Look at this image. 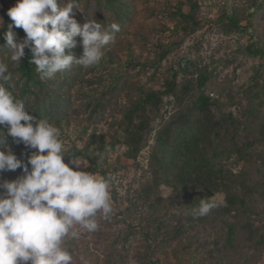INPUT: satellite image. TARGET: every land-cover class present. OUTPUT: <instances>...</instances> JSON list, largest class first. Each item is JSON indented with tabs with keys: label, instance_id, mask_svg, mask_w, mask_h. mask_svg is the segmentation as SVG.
<instances>
[{
	"label": "rangeland",
	"instance_id": "obj_1",
	"mask_svg": "<svg viewBox=\"0 0 264 264\" xmlns=\"http://www.w3.org/2000/svg\"><path fill=\"white\" fill-rule=\"evenodd\" d=\"M113 1L73 9L81 24L119 25L100 64L41 80L14 68L3 33L16 0H0L7 86L61 130L65 163L113 177V214H98L95 232L77 226L72 264H264V0ZM167 133L193 137L192 154L162 151ZM6 147L27 163L22 143L4 135ZM210 196L219 206L194 216Z\"/></svg>",
	"mask_w": 264,
	"mask_h": 264
},
{
	"label": "clouds",
	"instance_id": "obj_2",
	"mask_svg": "<svg viewBox=\"0 0 264 264\" xmlns=\"http://www.w3.org/2000/svg\"><path fill=\"white\" fill-rule=\"evenodd\" d=\"M74 8L79 9L77 0H16L7 11L12 23L3 33L11 61L19 63L27 48L41 80L76 64H100L119 25L105 29L94 18L81 24L74 18ZM13 27L23 29L22 41L17 42ZM76 37L81 38L79 57L71 51ZM10 78L8 63L0 59V137L7 135L35 151L27 155V163L10 148L0 151V172L23 173L0 181V264H72L66 240L79 237L77 226L95 232L98 214L104 219L113 214V177L80 170L82 164L72 159L65 163L61 130L28 114L24 102L7 86ZM218 206L211 196L203 197L193 215L206 216Z\"/></svg>",
	"mask_w": 264,
	"mask_h": 264
},
{
	"label": "trees",
	"instance_id": "obj_3",
	"mask_svg": "<svg viewBox=\"0 0 264 264\" xmlns=\"http://www.w3.org/2000/svg\"><path fill=\"white\" fill-rule=\"evenodd\" d=\"M106 1L109 3L114 2L113 0H106ZM232 21L234 22L235 20L232 19ZM10 22L12 23L11 20ZM15 29L20 35H22L23 37L25 36V33L23 32L22 28L15 27ZM30 57H31V53L26 48L25 56L21 58V61L19 63H15L14 65V68L18 70L21 74H23L27 79H32L33 76L37 73L34 64L30 62ZM206 105H207V100L203 95V93L200 91L197 98L196 106L199 108H203ZM193 139H194L193 137H185L180 133L173 134V137L169 138V134L167 133L164 135H160V139L158 143L162 151L169 152L172 154V156L175 157V156H182L183 154L186 155L192 154V147L194 146ZM22 150L24 155H29L32 152L29 148H23ZM5 179L9 180V177L0 172V181ZM160 227H161L160 222L158 223L156 222L154 224L153 232L150 233V239L153 240L157 238Z\"/></svg>",
	"mask_w": 264,
	"mask_h": 264
}]
</instances>
